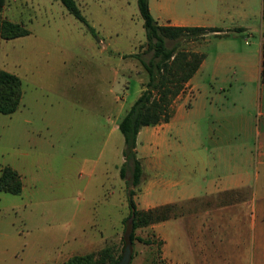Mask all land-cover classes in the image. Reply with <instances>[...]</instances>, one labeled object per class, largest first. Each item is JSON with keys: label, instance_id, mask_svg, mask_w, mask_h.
<instances>
[{"label": "rangeland", "instance_id": "obj_1", "mask_svg": "<svg viewBox=\"0 0 264 264\" xmlns=\"http://www.w3.org/2000/svg\"><path fill=\"white\" fill-rule=\"evenodd\" d=\"M164 1L174 17L205 11L200 18L224 31L166 40L204 58L174 99L168 123L140 129L143 174L132 186L128 169L119 176L117 123L146 80L139 59L151 56L136 0H75L92 30L59 0H0L1 15L29 30L0 40V68L20 78L22 90L18 108L0 112V167H13L23 180L19 194L0 191V264L82 252L87 242L116 258L126 244L123 219L131 218L128 188L136 207L146 210L174 199L182 182L202 191L240 181L248 195L237 188L213 201L246 198L236 209L246 229L242 264L254 260L250 225L264 222V0ZM198 201L175 202L172 210H197ZM149 227L136 228L140 240L130 244L128 264L162 263L161 240Z\"/></svg>", "mask_w": 264, "mask_h": 264}, {"label": "trees", "instance_id": "obj_2", "mask_svg": "<svg viewBox=\"0 0 264 264\" xmlns=\"http://www.w3.org/2000/svg\"><path fill=\"white\" fill-rule=\"evenodd\" d=\"M59 1L70 14L92 30L75 0ZM136 3L142 19L147 50L151 52V56L148 60L139 59L146 73V80L139 95L117 123V128L123 136L122 155L124 157L119 176L124 179L128 169L129 182L132 186L140 183L143 174L141 161L136 151L137 135L140 129L170 120L173 115L174 99L184 90L204 58V54L197 51L177 49L176 45L167 46L166 40H195L208 32L219 34L224 31L218 27L158 24L149 11L148 0H136ZM1 11L2 6L0 5V40L12 39L29 33L23 24L3 17ZM235 30L241 31L242 28L236 27ZM132 56H138V53ZM260 81L264 83V35L261 43ZM21 95L20 78L0 68V112L13 113L20 104ZM21 187V176L17 170L9 165L0 167V191L19 194ZM133 195L134 189L128 188L126 201L131 221L129 217L123 219V244L128 242L132 244L135 239L140 240V237L135 234L136 228L176 215V212L172 210V207H175L174 203L140 210L135 205ZM123 248L124 246L122 250ZM121 255L114 258L109 248L103 247L95 253L73 255L68 259L67 264H118Z\"/></svg>", "mask_w": 264, "mask_h": 264}, {"label": "crops", "instance_id": "obj_3", "mask_svg": "<svg viewBox=\"0 0 264 264\" xmlns=\"http://www.w3.org/2000/svg\"><path fill=\"white\" fill-rule=\"evenodd\" d=\"M148 8L158 24L216 27L211 25L210 21L212 18H208L207 20H204V17L200 18V15L207 17L205 11H202L200 15L195 17L176 18L168 11L167 3L164 0H148ZM189 82L190 79L187 84ZM21 181L22 192V176ZM243 187L248 189V195L250 189L243 181L221 188L210 186L202 191L195 187L193 183L185 184L182 182L181 190L177 191L176 197L159 205L199 199L197 204L201 207L190 212H176L175 216L159 221L158 224H151L152 227L149 228L161 240V264H242L243 258H246V252L242 247L246 244L244 241L246 237H244L243 233L245 225L240 220V217H242L241 213L236 209L242 203L244 205L247 204L245 202L246 198L237 202L221 203L218 205L214 202V199L217 194H224L227 191ZM163 189L167 191L168 187H163ZM257 206L252 202L251 208L250 205L248 207L256 211ZM250 226L253 232L251 245L255 254L251 264H264V222L261 221L257 225L253 222ZM90 243L92 242H87L84 246L82 245V249H84L82 252L80 250H69V252L53 254L51 256L36 255L29 264H67L68 259L73 255L95 253L99 249L93 246L90 247L88 245ZM98 243L99 240L97 241ZM20 262H23V258ZM146 262L152 264L153 260L150 258Z\"/></svg>", "mask_w": 264, "mask_h": 264}, {"label": "water", "instance_id": "obj_4", "mask_svg": "<svg viewBox=\"0 0 264 264\" xmlns=\"http://www.w3.org/2000/svg\"><path fill=\"white\" fill-rule=\"evenodd\" d=\"M129 221H131V218H129ZM130 258V243H126L123 248V252L121 255V258L118 261V264H128Z\"/></svg>", "mask_w": 264, "mask_h": 264}]
</instances>
